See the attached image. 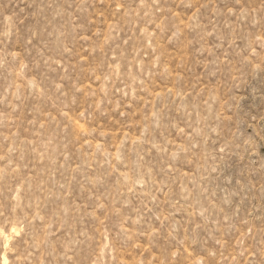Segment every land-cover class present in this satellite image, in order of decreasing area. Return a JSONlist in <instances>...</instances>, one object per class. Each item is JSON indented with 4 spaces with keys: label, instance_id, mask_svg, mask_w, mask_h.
<instances>
[{
    "label": "rangeland",
    "instance_id": "rangeland-1",
    "mask_svg": "<svg viewBox=\"0 0 264 264\" xmlns=\"http://www.w3.org/2000/svg\"><path fill=\"white\" fill-rule=\"evenodd\" d=\"M264 264V0H0V264Z\"/></svg>",
    "mask_w": 264,
    "mask_h": 264
},
{
    "label": "bare ground",
    "instance_id": "bare-ground-1",
    "mask_svg": "<svg viewBox=\"0 0 264 264\" xmlns=\"http://www.w3.org/2000/svg\"><path fill=\"white\" fill-rule=\"evenodd\" d=\"M6 259H7V258L4 257V259H3V264H8Z\"/></svg>",
    "mask_w": 264,
    "mask_h": 264
}]
</instances>
